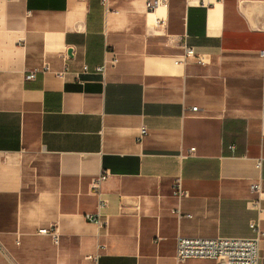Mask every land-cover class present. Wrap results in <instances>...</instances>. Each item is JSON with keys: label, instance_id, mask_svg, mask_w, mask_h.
I'll return each instance as SVG.
<instances>
[{"label": "crops", "instance_id": "crops-1", "mask_svg": "<svg viewBox=\"0 0 264 264\" xmlns=\"http://www.w3.org/2000/svg\"><path fill=\"white\" fill-rule=\"evenodd\" d=\"M166 1L0 0V264H216L178 239L264 228V0Z\"/></svg>", "mask_w": 264, "mask_h": 264}, {"label": "built area", "instance_id": "built-area-1", "mask_svg": "<svg viewBox=\"0 0 264 264\" xmlns=\"http://www.w3.org/2000/svg\"><path fill=\"white\" fill-rule=\"evenodd\" d=\"M106 6V0H102ZM166 0H146V7L149 12H155L160 7L166 5ZM158 23H160L158 21ZM183 54L178 58L177 64L187 65L194 61L200 66L206 65V57L197 52L195 48L183 44ZM118 60L115 58L111 63L117 64ZM45 68L44 71H46ZM107 70V63L96 68L95 73L102 76ZM86 74L89 72L88 67L83 68ZM38 72H29L25 79L27 81H34ZM198 108H193V112H197ZM145 130H143V134ZM195 150L192 149L191 152ZM264 162V156L259 160V164ZM260 166V165H259ZM109 173L94 178L91 184V191L98 197V210L94 216H88L90 222L101 224L102 212L108 208V200L103 194L102 187L109 178ZM175 197L182 199L188 196L181 184L177 181L174 185ZM251 190L254 194L261 196L262 188L260 184H253ZM250 228L253 236L249 238H217V239H201V238H179L177 241V255L179 262L187 260H211L216 264H262V248L261 244L264 241V228L260 222H252ZM41 234H47V230H42Z\"/></svg>", "mask_w": 264, "mask_h": 264}, {"label": "water", "instance_id": "water-1", "mask_svg": "<svg viewBox=\"0 0 264 264\" xmlns=\"http://www.w3.org/2000/svg\"><path fill=\"white\" fill-rule=\"evenodd\" d=\"M69 55H72V52H71V50L69 51Z\"/></svg>", "mask_w": 264, "mask_h": 264}]
</instances>
